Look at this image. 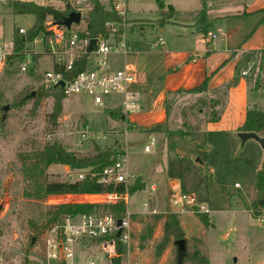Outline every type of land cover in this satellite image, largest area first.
Masks as SVG:
<instances>
[{"label":"rangeland","instance_id":"1","mask_svg":"<svg viewBox=\"0 0 264 264\" xmlns=\"http://www.w3.org/2000/svg\"><path fill=\"white\" fill-rule=\"evenodd\" d=\"M70 1L76 8L74 0ZM35 2L58 10L66 8L62 0ZM81 11L84 16L89 7ZM34 23V15L15 14L10 1L0 0V38L11 41L15 31L20 28L28 30ZM84 24L82 17L80 24L72 27L77 30ZM27 49L29 52L26 55L17 59L5 73H0V123H4L3 126L0 124V264H41L44 254L42 236L51 226L46 225L48 206L98 203V197L84 194L26 197L25 193L33 192L35 185L24 177L20 154H29L46 144L58 142L68 152L83 157L95 154V145L104 150L116 141L123 143L125 167L138 176L135 182L140 178L145 183L144 190L135 193L126 208L125 217L129 212L132 236L129 246L119 253L120 264L176 263V239L170 237L164 249L159 247L164 237L165 218L156 220L155 214L177 213L183 230L182 224L185 220L189 222L186 216L190 213L194 216L190 217L194 223L192 218L198 217L193 209L187 208L185 214L181 213V207L173 202L182 193L191 194L205 203L212 220L209 228L197 222L198 226H192L190 232L186 234L184 231L188 249L194 246L191 239L197 237L203 239L201 249L209 264H264V222L261 221V217L264 220V213L258 218L253 216L258 197L256 174L264 154L255 140L250 139L244 145L238 142L233 147L232 142L219 138L214 151L195 150L194 159L182 158L180 151L191 153L193 148L190 147L189 134L175 131L176 122L167 128L168 134L134 129L130 131L134 133L126 137L127 124L122 116L112 121L108 113L121 101L119 95L108 96L106 107L96 106L89 96L66 97L55 126L50 116L54 107L53 97L38 101V106L35 103L38 89L45 86V72L55 69L56 56L47 53L41 42L28 44ZM66 57L63 59L68 60ZM27 61L28 70L21 72V64ZM93 62L94 56L90 55L88 67H92ZM25 88L29 96L35 94L33 99L24 105L11 107L16 95ZM172 103L169 109L173 117L176 106ZM5 105H9L10 109L3 121L2 108ZM123 115L128 119L125 113ZM111 123L113 125L109 128ZM151 140L155 144L151 152L146 153L144 148ZM200 161L207 163L202 166ZM89 170H71L69 166L54 164L46 170V174L48 181L66 182ZM151 185H155V192L151 191ZM139 216L141 220H138ZM89 243L82 240L78 244L75 264H87L88 259L96 260L97 264H109L98 246L92 247Z\"/></svg>","mask_w":264,"mask_h":264},{"label":"crops","instance_id":"2","mask_svg":"<svg viewBox=\"0 0 264 264\" xmlns=\"http://www.w3.org/2000/svg\"><path fill=\"white\" fill-rule=\"evenodd\" d=\"M126 20L127 28L109 57L112 71L130 64L138 75L137 110L125 115L128 119L122 113V118L142 129L164 126L160 134H168L176 122L175 131L189 134L193 148L191 153L180 151L182 158L194 159L195 150L214 151L219 138L233 147L241 143L237 134L247 111H264V0H128ZM210 31H220L218 39L202 44ZM159 38L164 44L155 46ZM252 61L255 70L243 77L241 72ZM206 80V91H191ZM113 95L121 101L109 111L123 112L124 96ZM171 103L176 106L173 117ZM127 132L126 137L134 133ZM190 214V223L182 224L186 234L200 222L192 218L193 223Z\"/></svg>","mask_w":264,"mask_h":264},{"label":"trees","instance_id":"3","mask_svg":"<svg viewBox=\"0 0 264 264\" xmlns=\"http://www.w3.org/2000/svg\"><path fill=\"white\" fill-rule=\"evenodd\" d=\"M66 4L64 10H58L53 6L40 5L35 0H14L11 2L15 14H31L35 17L34 25L29 28L25 35H19L17 31L14 33L16 40V51H21L27 48L28 44H31L38 36L47 33L46 21L52 19L54 22H60L67 14L69 9H74L69 0H62ZM90 10L85 14L84 21L85 26L74 30H67L68 33L77 32L79 37L82 38H108L111 30L106 26L107 22H122V18H119L117 14L108 9L101 0H90ZM75 10V9H74ZM121 30V29H120ZM208 31V30H207ZM122 35V31L116 34V41L118 42ZM47 51V48H46ZM89 56L87 52L82 51L73 62V67L70 71L66 70L65 65L55 64V71L62 72L65 79H73L80 72L84 71L89 62ZM17 57H13L12 61ZM13 62V63H14ZM12 63V64H13ZM27 88L20 91L16 97L12 106H20L27 103L28 100L33 97L28 95ZM207 89V80L199 87L191 90L192 92H204ZM47 97H53L54 107L51 113L52 123L56 126L57 120L60 117L63 110V100L67 97L64 94L63 89L58 87H45L41 86L38 89L37 100L35 105L38 106V101ZM111 117L116 118L122 114H117L113 111H109ZM124 117V116H123ZM125 119V118H124ZM126 121V120H124ZM1 126L4 123L1 121ZM127 131H133L138 129L141 132H162L159 126H155L151 129H142L126 121ZM239 132H255L260 136H264V111L257 110L256 108L249 109L246 115V121L244 125L238 130ZM164 132V131H163ZM96 153L93 155L78 157L73 153L68 152L61 144L55 142L53 144H46L41 148H37L31 151L29 154H20V160L23 163V174L27 180H31L34 183V191L25 193L26 197L46 198L54 195H70V194H87L98 195L108 193H118L120 195L128 194L131 198L135 193L143 191L145 183L140 181L133 184L125 183H110L107 185L100 184V176L103 170L113 165L119 156H125V150L123 143L116 141L112 147L101 150L99 146L95 145ZM54 164L69 166L71 170L84 171L90 169L85 174L83 179H77L66 182H54L48 181L46 170ZM256 189L258 192L257 201L254 203L253 216L258 218L261 215L258 204L264 201V166H262L256 174ZM127 205L125 202H120L116 205L100 204V203H78V204H53L46 208V225H57L63 223L67 217H77L81 215H103L110 214L114 218L120 220L126 216ZM156 220L159 218H165L164 222V237L159 245L161 249L169 243L170 237L177 240L185 238L184 230L181 227L179 215L177 213H168L164 216L157 215ZM204 227H211V216L208 213H195ZM37 230V228L35 229ZM37 234V232H36ZM113 237V236H112ZM115 238V235H114ZM103 239V238H102ZM102 239L91 240L89 245L92 247L97 246ZM86 241V240H85ZM191 242L194 244L192 249L187 248L186 252L182 256V261H179L178 248L176 251V263L175 264H209L208 258L203 255L201 244L203 239L192 238ZM89 246V247H90ZM125 247L118 242V251L123 253ZM121 258L117 257L113 260V264H120Z\"/></svg>","mask_w":264,"mask_h":264},{"label":"built area","instance_id":"4","mask_svg":"<svg viewBox=\"0 0 264 264\" xmlns=\"http://www.w3.org/2000/svg\"><path fill=\"white\" fill-rule=\"evenodd\" d=\"M14 1V0H4ZM108 9L114 11L122 22H107L106 26L110 28L111 33L108 38L99 37L97 43L90 55L94 56L92 67H88L80 72L73 79H65L62 72L55 70L45 72L43 84L48 87H58L63 89L67 97L70 96H89L93 99L96 106L103 107L105 99L113 94H121L124 96L122 103L123 113L132 114L137 110L136 90L134 86L138 82V75L133 65L127 64L124 68L112 71L110 68L109 56L117 48L116 34L127 28L126 11L128 0H101ZM70 4L71 1L69 0ZM75 11L82 12L85 7H89L90 0H74ZM85 16V15H84ZM82 16V17H84ZM47 33L38 36L31 44L41 42L47 53L55 55V64H63L67 71L73 67L74 59L82 52H87L91 39L80 38L77 32L68 33L65 27L59 26L52 19L46 21ZM121 29V30H120ZM27 30L20 28L17 30L19 35H25ZM220 31H210L202 39V44L216 41ZM121 35V36H122ZM164 44V40L159 38L155 46ZM29 50L23 49L16 51V40H7L0 38V73H5L9 66H12V58L17 59L26 55ZM69 55V56H68ZM68 56V57H66ZM66 57L68 60H64ZM29 61L22 63L21 72L28 70ZM255 62H248L241 72L243 77H249L255 70ZM64 82L61 87L60 82ZM264 101V96H263ZM260 110L258 107H255ZM261 111V110H260ZM155 141L151 140L149 145L144 148L146 153L151 152V147ZM125 156H119L116 162L106 167L101 173L99 183H125L133 184L137 175L129 172L125 167ZM86 171V170H85ZM85 172L79 174L78 178L83 179ZM237 186V185H236ZM154 192L155 188L152 187ZM97 201L100 204L116 205L125 202L127 206L130 203L128 194L120 195L118 193L98 194ZM174 204L181 207V213H185L187 208H192L194 213H210L207 205L199 202L193 195L182 193L174 198ZM147 206V204H143ZM261 215L264 213V202L260 203ZM260 215V216H261ZM119 221L121 224L119 225ZM261 221L264 222L261 217ZM46 233L42 236L44 254L41 264H75L77 257V246L82 240L90 242L95 239H102L97 245L101 251L102 257L108 260L109 264H113V260L119 256L118 242L128 247L131 241L132 228L131 219L128 216L123 219H116L110 214L103 215H81L77 217H67L61 224L51 225L46 229ZM121 231L119 237L117 233ZM115 235V238H114ZM113 236V237H112ZM87 264H97L96 260L88 259Z\"/></svg>","mask_w":264,"mask_h":264},{"label":"water","instance_id":"5","mask_svg":"<svg viewBox=\"0 0 264 264\" xmlns=\"http://www.w3.org/2000/svg\"><path fill=\"white\" fill-rule=\"evenodd\" d=\"M82 19V13L75 11L74 9H69L68 10V14L60 21L58 22L59 26L61 27H65L67 30H71L73 25H79ZM97 43V39L93 38L90 41V45L88 47L87 53H91L95 47ZM61 87H64V82H60L59 84ZM34 93L31 94L32 97H34ZM10 106L9 105H5L2 108V111L4 112L2 119L3 121L6 119V114L9 111ZM238 139L241 142V145H244L248 140L252 139L255 140L260 147L262 148L263 154H264V136H260L259 134L255 133V132H239L237 134ZM199 161V160H198ZM262 166H264V159H263V163ZM264 201L262 200L260 203L262 204ZM142 217L139 216L138 220H141ZM119 225L121 224V221L118 222ZM121 234V231H119L117 233V237H119ZM35 239H33L32 243H34ZM174 244L177 246L178 248V255H179V261H182V256L185 254L186 252V240L185 239H181V240H177L174 242Z\"/></svg>","mask_w":264,"mask_h":264}]
</instances>
